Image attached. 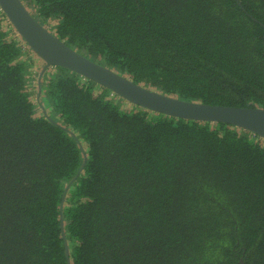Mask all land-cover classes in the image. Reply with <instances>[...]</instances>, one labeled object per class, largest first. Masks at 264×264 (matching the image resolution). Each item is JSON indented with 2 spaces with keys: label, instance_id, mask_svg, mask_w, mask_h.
<instances>
[{
  "label": "trees",
  "instance_id": "16d2710c",
  "mask_svg": "<svg viewBox=\"0 0 264 264\" xmlns=\"http://www.w3.org/2000/svg\"><path fill=\"white\" fill-rule=\"evenodd\" d=\"M22 2L138 85L264 109V0ZM34 57L0 9V264H264L263 137L62 67L35 93Z\"/></svg>",
  "mask_w": 264,
  "mask_h": 264
},
{
  "label": "water",
  "instance_id": "95a60500",
  "mask_svg": "<svg viewBox=\"0 0 264 264\" xmlns=\"http://www.w3.org/2000/svg\"><path fill=\"white\" fill-rule=\"evenodd\" d=\"M0 9L28 47L45 62L43 71L52 67L68 69L85 79L146 110L169 117L209 123H225L264 138V109L204 104L177 99L134 83L120 73L101 65L69 47L41 24L22 0H0ZM62 233L64 220L61 217ZM66 256L71 264L66 243Z\"/></svg>",
  "mask_w": 264,
  "mask_h": 264
},
{
  "label": "rangeland",
  "instance_id": "374dc122",
  "mask_svg": "<svg viewBox=\"0 0 264 264\" xmlns=\"http://www.w3.org/2000/svg\"><path fill=\"white\" fill-rule=\"evenodd\" d=\"M53 24L54 23H49L48 24V27L49 26H52ZM34 59L37 60L38 62L36 63L37 65L35 66V68H32V70L34 69L33 72H35V73H34V75L32 77V80H31V88H32V91L33 92L37 93L38 92L37 91L38 90L37 86L39 84H41V78H40V76H41V74L43 72V69L45 67V64H44V62L42 60L37 59L36 57H34ZM39 97L40 96L37 95L35 101H38L39 100Z\"/></svg>",
  "mask_w": 264,
  "mask_h": 264
}]
</instances>
